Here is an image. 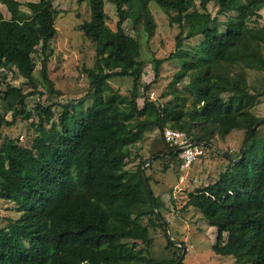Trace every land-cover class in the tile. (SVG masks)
I'll return each instance as SVG.
<instances>
[{
  "label": "trees",
  "instance_id": "1",
  "mask_svg": "<svg viewBox=\"0 0 264 264\" xmlns=\"http://www.w3.org/2000/svg\"><path fill=\"white\" fill-rule=\"evenodd\" d=\"M0 1L10 14L8 19L0 15V70L14 67L25 80L19 87L0 89L1 134L4 126L32 117L26 98L41 95L34 82L37 48L46 90L60 92L47 75V47L57 35L52 0L29 1L28 16L20 14L18 0ZM107 1L118 17L115 30L106 24L104 0H76L88 4L89 18L80 30L94 43L96 59L93 68L85 69L90 81L86 98L62 104L58 116L53 110L58 103H36L38 121L30 146L8 137L2 142L0 200L14 203L19 216L0 228V264H175L180 255L158 261L137 250L140 243L151 242L149 228L165 232L168 223L160 199L151 190V200L142 178L149 159L126 169L144 133L165 128L186 132L205 148L216 137L243 136L237 156L225 153L224 172L189 192L184 206L207 221L203 234L213 240L215 254L231 256L233 264H264V123L259 122L264 118L253 112L259 95L249 90L246 72H264V0ZM151 2L168 15L175 12L171 20L180 32L174 52L154 59L153 80L142 83L140 43L123 23L129 20L137 33L152 35ZM209 2L217 5V16L233 14L218 21L206 10ZM197 36L196 45L185 46V40ZM175 59L181 67L170 84L188 79V109L181 103L187 97L177 92L165 103L149 98L161 64ZM114 77L132 78L128 97L108 85ZM171 149L164 142L152 157L177 158ZM145 178L150 187L149 176ZM144 217L148 225L142 223Z\"/></svg>",
  "mask_w": 264,
  "mask_h": 264
},
{
  "label": "rangeland",
  "instance_id": "2",
  "mask_svg": "<svg viewBox=\"0 0 264 264\" xmlns=\"http://www.w3.org/2000/svg\"><path fill=\"white\" fill-rule=\"evenodd\" d=\"M18 1L21 3L20 14L28 16L30 11L26 4L36 0ZM52 3L57 11L54 23L57 35L47 47V75L53 82L55 91H59L60 94L48 93L46 90L39 73L42 55L37 48L34 56L36 61L34 82L36 90L41 95L35 94L26 98V109L32 113L29 120L21 121L11 127L4 126L1 129L0 147L7 137L13 141L18 140L24 146H30L38 121L34 114L36 103L40 102L43 105L50 102L58 103L53 108L55 115L58 116L62 104L86 98L89 92L90 81L85 69L93 68L96 62L94 43L80 30V25L89 18L88 4L86 2L78 4L76 0H52ZM217 8L216 4L209 2L206 10L211 14V17L216 16L218 21H224L233 14L229 12L217 16ZM150 9L156 22V29L152 35L145 32L137 33L132 29L129 20L123 23L124 31L135 36L140 43L139 60L143 67L142 83L153 80L154 59H166L170 53L174 52L175 37L180 32L178 24L171 20L174 11L168 15L154 2L150 3ZM104 11L106 24L115 30L118 17L114 5L104 0ZM260 13L264 18V8L260 10ZM0 15L5 19L10 17L6 6L1 1ZM199 39L200 37L197 36L185 40V46L196 45ZM180 67L181 64L177 59L165 60L161 64L159 79L150 90V99L165 103L173 98L174 92H177L187 97V100L181 103L185 109L189 108L192 97L188 92V79H182L175 87L170 84ZM246 72L249 90L259 95L253 112L259 118H264V72L258 70H246ZM0 81V89H4L6 84L19 87L25 80L12 67L0 70ZM108 85L118 91L121 96L128 97L133 82L130 77H114L108 80ZM23 89L25 92L31 91L29 85H23ZM162 94H164L163 98ZM1 105L0 99V111ZM5 119L11 120L10 112L5 115ZM260 129L264 133V124ZM163 141L167 143L163 132L160 133L156 129L145 132L142 139L133 147L137 156L126 166V169L133 170L139 161L151 159L154 153L163 148ZM242 143L243 136L241 134H229L223 139L213 138L211 145H208V148L204 147L203 154L198 156L190 166L180 165L179 156L177 158L166 156L158 160L153 159L149 162L150 166H148L149 164L142 166L145 175L150 178V187L154 196L159 198L162 203L161 213L168 223L167 228L171 240L161 228H149L151 242L148 245L140 243L137 250L158 261L165 258L174 259L180 255V262L183 264H233L234 260L231 256L218 255L212 251L213 240L210 241L211 238L203 234L208 224L202 214L195 208H187L184 205L189 192L214 182L224 172L229 159L225 153L233 157L237 156ZM132 153L134 152L132 151ZM18 216L19 213L16 211L14 203L0 200V228L4 227L9 219H16ZM141 221L148 225V217L142 218ZM154 221L156 220L154 219ZM167 240L171 243L169 247H167ZM124 241L129 242L128 240Z\"/></svg>",
  "mask_w": 264,
  "mask_h": 264
},
{
  "label": "built area",
  "instance_id": "3",
  "mask_svg": "<svg viewBox=\"0 0 264 264\" xmlns=\"http://www.w3.org/2000/svg\"><path fill=\"white\" fill-rule=\"evenodd\" d=\"M163 136L172 149H180L178 152L181 159L180 165L190 166L198 156L203 154L204 147L202 143L193 142L191 136L186 132L165 128Z\"/></svg>",
  "mask_w": 264,
  "mask_h": 264
},
{
  "label": "water",
  "instance_id": "4",
  "mask_svg": "<svg viewBox=\"0 0 264 264\" xmlns=\"http://www.w3.org/2000/svg\"><path fill=\"white\" fill-rule=\"evenodd\" d=\"M261 121L263 122L264 119H262ZM261 121H259V122L261 123ZM259 122L256 123V125L252 128V130H253L257 125L260 124ZM247 140H248V139H247ZM179 151H180V149H171L169 152H179ZM165 153H166V152H162L160 155H164ZM153 159H154V157H151V159H149L145 165L149 164V162L152 161ZM141 173H142V178H143L144 183H145V185H146V189H147V191H148V194H149V196L151 197V200L153 201L152 192H151V189H150V187H149V185H148V183H147V181H146V178H145V175H144V170H142ZM163 228H164V230H165V232H166V234H167L168 239L171 240V236H170L169 231H168V228H167V226H166L165 224H163ZM180 260H181V257H180V259H178V260L175 262V264H178V263L180 262Z\"/></svg>",
  "mask_w": 264,
  "mask_h": 264
}]
</instances>
